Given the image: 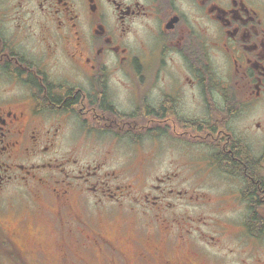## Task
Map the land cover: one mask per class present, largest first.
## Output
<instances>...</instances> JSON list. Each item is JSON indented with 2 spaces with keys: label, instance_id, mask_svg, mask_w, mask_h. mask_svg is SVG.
<instances>
[{
  "label": "flooded vegetation",
  "instance_id": "obj_1",
  "mask_svg": "<svg viewBox=\"0 0 264 264\" xmlns=\"http://www.w3.org/2000/svg\"><path fill=\"white\" fill-rule=\"evenodd\" d=\"M263 241L264 0H0V264H225Z\"/></svg>",
  "mask_w": 264,
  "mask_h": 264
},
{
  "label": "rangeland",
  "instance_id": "obj_2",
  "mask_svg": "<svg viewBox=\"0 0 264 264\" xmlns=\"http://www.w3.org/2000/svg\"><path fill=\"white\" fill-rule=\"evenodd\" d=\"M134 152V151H133ZM194 155H198L197 151H194ZM116 157L117 159H113L111 162H110V168H113V167H122L121 165V161H124V162H128L129 159L125 153V150H122V149H118L116 150ZM157 157V155H156ZM170 157V152H167L166 153V156L164 158V160L160 163H158V168L163 171L164 169L166 168H169L170 165L168 164V159ZM193 159V158H192ZM198 160V159H197ZM113 166V167H112ZM123 168V167H122ZM206 206H200L198 204H190L189 205V210L191 211V215H192V218L194 217L195 219L198 218L199 221H202V219L206 216ZM236 214H241V212H237ZM202 228L204 230H206V227L202 226ZM201 231V230H200ZM203 231V230H202ZM201 231V232H202ZM231 242L229 241H226L224 242V247H225V244H226V247H227V250L232 246L234 247H237V249L239 250V247L236 246L237 245V242H240L241 241V237L239 235H235V238H230ZM252 239L250 237L247 238V242H250ZM263 245V246H262ZM245 246L243 245V248ZM245 249V248H244ZM259 253H260V260H262L264 262V241L261 243V246L259 248ZM245 253H243L242 255H240V257H237V255H225V264H240V258H242L243 260V256H244ZM257 256V254H256ZM260 260H254L252 258H244L242 264H261Z\"/></svg>",
  "mask_w": 264,
  "mask_h": 264
}]
</instances>
